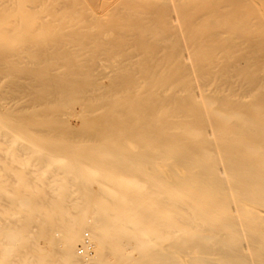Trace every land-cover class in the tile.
Instances as JSON below:
<instances>
[{
  "label": "bare ground",
  "instance_id": "1",
  "mask_svg": "<svg viewBox=\"0 0 264 264\" xmlns=\"http://www.w3.org/2000/svg\"><path fill=\"white\" fill-rule=\"evenodd\" d=\"M0 264H264V0H0Z\"/></svg>",
  "mask_w": 264,
  "mask_h": 264
},
{
  "label": "rangeland",
  "instance_id": "2",
  "mask_svg": "<svg viewBox=\"0 0 264 264\" xmlns=\"http://www.w3.org/2000/svg\"><path fill=\"white\" fill-rule=\"evenodd\" d=\"M81 247V246H80ZM79 246L77 247V253H78V255L81 253L82 254V252H83V249H81ZM80 254V255H81Z\"/></svg>",
  "mask_w": 264,
  "mask_h": 264
}]
</instances>
